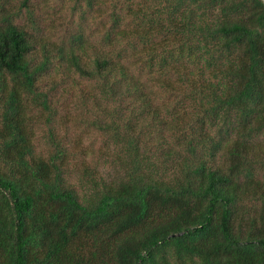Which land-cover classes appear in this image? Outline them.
Here are the masks:
<instances>
[{
  "label": "trees",
  "instance_id": "obj_1",
  "mask_svg": "<svg viewBox=\"0 0 264 264\" xmlns=\"http://www.w3.org/2000/svg\"><path fill=\"white\" fill-rule=\"evenodd\" d=\"M32 1L0 17V264H264V0H73L66 44Z\"/></svg>",
  "mask_w": 264,
  "mask_h": 264
},
{
  "label": "rangeland",
  "instance_id": "obj_2",
  "mask_svg": "<svg viewBox=\"0 0 264 264\" xmlns=\"http://www.w3.org/2000/svg\"><path fill=\"white\" fill-rule=\"evenodd\" d=\"M12 4L16 5L15 9H19L21 2L19 0H10ZM73 0H33L30 7L32 8L33 15L30 18L27 10L24 9L21 17L18 19L20 24L29 28L31 31L37 29L45 40L50 42L57 41L58 43H69L73 36L80 31V26H83L85 35L88 39L93 40L92 30L94 28L93 22H85L80 20L79 14L73 11ZM8 4L7 8H14ZM6 15V0H0V17ZM71 110H74L73 105ZM72 117L69 119L73 124L76 131H85L86 139L85 144L94 145L96 148L102 150V143L100 140L95 139L92 132H88L82 112L76 111V114L71 113ZM74 115V116H73ZM69 118V117H68ZM76 122V123H75ZM71 124V125H72ZM76 124H78L76 126ZM75 126V127H74ZM78 133V132H77Z\"/></svg>",
  "mask_w": 264,
  "mask_h": 264
}]
</instances>
